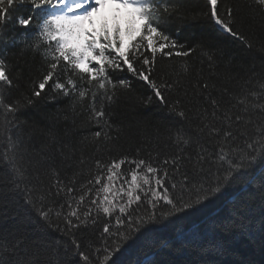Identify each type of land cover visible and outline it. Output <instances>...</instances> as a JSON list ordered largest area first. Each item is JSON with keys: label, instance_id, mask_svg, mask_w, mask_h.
Listing matches in <instances>:
<instances>
[{"label": "snow or ice", "instance_id": "6c2138e0", "mask_svg": "<svg viewBox=\"0 0 264 264\" xmlns=\"http://www.w3.org/2000/svg\"><path fill=\"white\" fill-rule=\"evenodd\" d=\"M25 3L35 15L19 16L18 25L36 28L32 40L25 41L26 47L35 53L42 51L47 61L46 71L33 82L31 96L39 98L48 88L58 95L76 96L79 103L88 96L89 120L102 125L101 131L94 133L97 142L111 139L103 131V127H111L105 119L103 101L112 102L118 87L130 88L125 80L114 83L109 70L126 66L163 104L167 101L162 89L171 90L180 81L158 84L152 78L157 53L171 59L188 57L195 51L178 46L165 31L170 18L179 11L178 0H0V42L10 11ZM219 3L207 0V19L251 48L236 29L233 10L227 8L222 15ZM254 3L264 9V0ZM204 54L213 60L212 53ZM136 62L141 63L140 68ZM58 72L65 74L63 82ZM78 80H86L87 87ZM12 87L14 82L0 59V89ZM194 87L201 85L198 82ZM202 88L206 91L208 83ZM98 92L102 101L99 108ZM231 99L234 103L224 108L209 93V107L199 110L196 117L200 121L198 138L192 141L190 136L185 138L182 129L177 130L175 138L170 137L176 151L169 156L150 153L148 158L125 155L108 161L97 159L84 182L77 179L82 172L65 182L58 170L44 167L51 157L43 150L39 159H26L28 147L19 134L17 114L25 102L31 105L33 100L25 97L7 102L0 93V168H6L11 176L6 182L0 181V200L18 204L22 198L25 211L34 212L47 227L55 225L56 231L71 236L69 247L83 264H116L117 255L146 225L198 209L226 186L240 182L257 160L264 161V83L257 81L256 87L246 88ZM170 111L181 120L188 118L179 102ZM44 174L52 177L47 186L40 179ZM56 198H63V203H57ZM98 227L99 247L89 255L81 250L75 235ZM0 264H43V260L39 251H31L24 241L17 240L0 245Z\"/></svg>", "mask_w": 264, "mask_h": 264}, {"label": "trees", "instance_id": "16d2710c", "mask_svg": "<svg viewBox=\"0 0 264 264\" xmlns=\"http://www.w3.org/2000/svg\"><path fill=\"white\" fill-rule=\"evenodd\" d=\"M178 2L179 11L170 18L165 31L178 46L195 51L188 57L171 59L157 53L152 78L158 84L177 80L180 84L171 90L162 89L167 101L162 104L126 66L109 70L114 83L125 80L130 88L118 87L112 102L103 101L105 119L111 125L103 131L111 139L101 138L100 142L94 139V133L101 131L102 125L89 120L88 96L79 103L76 96L58 95L51 88L39 98L31 96L33 82H38L46 71L47 61L42 51L35 53L26 47L25 41L32 40L35 26L26 29L17 22L19 16L35 15V10L27 3L13 7L3 30L0 59L5 61L15 87L0 89V93L7 102L25 97L33 100L31 105L25 102L17 114L19 134L28 147L26 159H39L43 150L51 157L45 168L58 170L65 182L82 172L77 179L84 182L97 159L108 161L125 155L148 158L150 153H159L163 158L176 151L170 137L175 138L177 130L182 129L185 138L190 136L192 141L198 138L200 121L196 117L199 110L209 107V93L226 108L234 103L232 96L256 87L257 81L264 83V9L254 0H220L218 5L222 15L227 8L233 10L236 29L252 45L249 48L207 19V0ZM206 52L213 54L212 61ZM135 66L140 68L141 63ZM58 76L61 82L66 79L63 72ZM198 82L201 88L194 87ZM204 82L209 85L206 91L202 88ZM78 83L87 87L86 80ZM99 95L97 108L102 102ZM177 102L187 120L170 111ZM212 171L215 173V168ZM246 171L240 182L226 186L198 209L146 225L117 255L116 264H264V161L257 160ZM9 179L7 169L0 168V181ZM40 179L47 186L52 177L44 174ZM56 199L63 203V198ZM98 236L99 227L81 230L75 238L81 250L92 255L99 247ZM17 240L24 241L31 251H39L43 264H83L69 247L71 236L56 231L55 225L47 227L34 212L25 211L22 198L18 204L0 200V245ZM90 243L93 248H89Z\"/></svg>", "mask_w": 264, "mask_h": 264}]
</instances>
